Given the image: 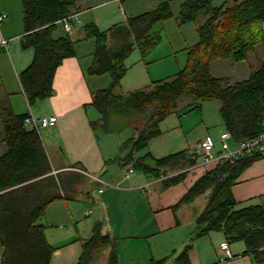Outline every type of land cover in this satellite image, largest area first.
<instances>
[{
    "label": "trees",
    "instance_id": "16d2710c",
    "mask_svg": "<svg viewBox=\"0 0 264 264\" xmlns=\"http://www.w3.org/2000/svg\"><path fill=\"white\" fill-rule=\"evenodd\" d=\"M22 9L23 47L31 46L34 55L19 75V83L28 104L52 92V79L62 59L75 54L74 40L69 33L54 35L59 20L69 13L76 0H19ZM171 0H163L154 8L123 21L99 29L95 22L82 26L84 35L93 40L92 60L87 67L91 74L108 73L107 87L92 92L90 104L98 116L90 120L96 131L115 132L116 115L143 118L135 135L121 142L117 160L121 166L131 164L135 170L161 179L166 187L185 176L196 164L201 153L195 148L180 149L154 156L149 151L137 155L151 138L160 134L159 122L176 107L178 99L188 95L189 108L201 106L207 99L219 100V114L231 141H240L262 130L264 116V59L250 65L246 78L230 83L227 77L214 76L210 63L215 59L247 60L257 46H264V0H181L176 20L190 22L200 13L205 19L197 25V41L187 49L186 63L173 75L151 80L143 87L125 94L115 93L127 70L125 58L139 49L145 59L160 41L152 27L173 15ZM27 112H14L1 106L2 139L0 152V264H49L55 246L44 234L38 218L46 204L59 197L56 181L48 176L49 161L38 132L24 125ZM116 128V129H115ZM264 156L253 152L234 161L220 160L205 170L170 206L176 209L208 191L207 202L197 214L190 237L178 252L150 258L152 264H191L189 252L195 238L212 230L221 231L230 241H242L255 264H264V203L238 205L230 186L252 161ZM53 188V189H52ZM96 221L87 238L81 239L76 264H90L98 249L108 247L103 264H118L112 237L102 232Z\"/></svg>",
    "mask_w": 264,
    "mask_h": 264
},
{
    "label": "crops",
    "instance_id": "0c3cea01",
    "mask_svg": "<svg viewBox=\"0 0 264 264\" xmlns=\"http://www.w3.org/2000/svg\"><path fill=\"white\" fill-rule=\"evenodd\" d=\"M1 12H5L6 17L0 20V39H7L9 47L7 51L0 50V112L1 106H10L14 112H27L35 117L56 116L54 124L38 129L50 165V171L47 174L55 179V189L60 194L46 204L44 213L38 218V222L43 225L47 241L51 245L59 244L55 246L51 259L54 253L65 250L77 241L73 238L75 231H79V223L82 222L79 220L76 223L74 210L82 204L86 205L83 215L92 213L95 218L84 219L85 223L80 225L81 231L90 233L94 222L100 221L102 232H107L114 241L118 264H152L150 258L168 255L173 250L178 252L190 237L198 214L191 212L186 216L185 209L187 205L193 204L198 196L190 202L182 203L176 209H171L170 206L205 170L211 168L213 163H205L200 159L187 169L183 179L166 187L161 185V179L158 177L135 169L127 178H124L123 171L126 165L121 166L118 160H113V145L108 148L100 145L99 133L90 123L91 119L98 116V112L90 104L92 92L101 88L95 83L96 78L88 76L87 67L92 60V51L91 57H88L85 63L80 60L76 50L74 55L63 58L54 71L52 92L47 97L36 99L28 104L20 87L18 75L32 61L34 49L31 46L23 47L21 44L24 27L20 1L0 0ZM69 13H75L79 22L78 16L83 12H80V7L74 4L70 7ZM205 17L203 13L202 21ZM92 21L94 22L93 19L90 22ZM263 23L264 20L261 22L264 31ZM58 25L62 26L63 32L68 33L72 30V25L67 31L59 21L56 31ZM78 33L80 35L77 38H86L82 27ZM261 49L264 55L263 46L252 51L247 60L215 59L210 63V72L214 76L227 77L230 83L244 79L249 74L250 65H254L259 59H264L260 57L262 55L257 54ZM182 62H184L183 59L179 60V64ZM175 65L177 66V63ZM213 65L222 68L227 65V68L225 72L216 74L212 72ZM231 73H240L242 77L231 81L229 78ZM193 109L195 108L190 109L187 106L186 112ZM90 111H96L94 118ZM178 124L180 125L179 122ZM138 128H133L134 134ZM2 130L0 117V152L4 149V144L1 142ZM161 134L162 131L151 138L148 145L136 154L140 155L149 151L154 156H160L158 153H153L155 149L151 140ZM163 146L172 148L171 151L166 152L180 150L179 142H168ZM144 184L147 185L141 190L139 186ZM147 188L150 191H147ZM230 193L240 206L258 201L264 203V156L255 159L242 170L230 186ZM207 194L208 191H206V198ZM41 218H43L42 221H40ZM184 223L187 225L186 229L182 228ZM49 227H55L57 231ZM205 235L194 239L189 252L191 264H216L219 246L223 241L227 242L231 254V257L223 264H255L242 241L230 242L223 233V239L216 244L214 250L204 251L202 239ZM78 237L86 238L81 235ZM1 250L0 246V254ZM108 250L109 248L106 247L104 255L100 258V264L104 263Z\"/></svg>",
    "mask_w": 264,
    "mask_h": 264
},
{
    "label": "rangeland",
    "instance_id": "374dc122",
    "mask_svg": "<svg viewBox=\"0 0 264 264\" xmlns=\"http://www.w3.org/2000/svg\"><path fill=\"white\" fill-rule=\"evenodd\" d=\"M161 1L163 0H76L75 6L80 7V12L83 13L78 16L79 22H77L76 19H73V22L71 21L72 30L68 33L71 37L76 39L74 41V47L80 60L85 63L88 60V57H91V51L93 48V40L90 37L84 39L77 38L80 35L78 30L84 24L89 23L91 19H93L99 29H105L113 23L123 21L125 15H134L152 9ZM180 1L181 0H171L170 4L173 15L167 19L158 21L153 25L152 30L160 35L161 39L146 55L145 59H141L139 49L137 48H134L125 58L124 64L129 68L119 85L114 89L115 93L125 94L130 90L145 86L151 80L171 76L186 63L187 49L198 39L197 25L201 23L203 13L198 14L196 18L190 22L179 24L176 20V16L179 10ZM222 1L224 0H212V4L218 5ZM61 27V25H58L55 35L63 32V28L61 29ZM258 48H263V46H257L256 50ZM250 54H252V51ZM257 54L262 55L263 50H259ZM260 57H264V55ZM181 59H183L184 62L179 64V60ZM176 63L177 66L175 65ZM226 66L227 65L222 68L213 65L212 72L216 74L221 71L225 72L227 68ZM142 73L143 76L140 77ZM241 75L242 74L240 73H231L229 78L231 81H234L235 79H240L242 77ZM88 76L96 78L95 83L99 84V87L101 88L107 87L110 82V75L106 72L100 74L88 73ZM190 102L191 100L188 95L181 96L177 101L176 108L159 123L162 134L151 140L155 149L153 153H158L160 156L171 153L166 151H171L172 148L169 146V148L163 146L167 145L168 142H179L178 147H180V149L192 150L197 147L200 140L207 136L213 140L216 147H219L220 133L225 130L218 110L220 103L219 100H204L201 102L200 108H195L186 112V108ZM90 114L94 118L96 111L91 112ZM114 119L115 121L113 125L117 127V131L106 133L98 131V133L101 146L108 148L113 145L112 156L113 160L117 161V156L119 155L118 148L121 142L128 137L135 135V130H133V128L139 127L143 122V118L139 115L126 116L118 114ZM200 159L202 160V156ZM206 202V192L199 194L198 197L194 199L193 204L187 205L184 212L185 215L187 216L191 212L199 213ZM84 209H86V205L82 204L74 210L76 223H78L79 220L82 222L79 223V231H75V236L73 238L74 241L76 239L77 241L65 250L54 253L49 264H76L78 255L81 251V239H85L79 238L78 236H86L87 238L90 234L89 232L86 234V232L81 231V224L85 223V221H83L84 219L88 218V220H93L95 218L92 213L89 215H83ZM182 217H185L184 214ZM42 220L43 218L40 219V221ZM49 228L57 231V229H54L55 227ZM182 228L186 229L187 225L184 223ZM221 239H223L221 231L212 230L202 239L204 240L202 248L204 251L214 250L216 244L219 243ZM53 245L56 246L59 244ZM77 250L78 254H76ZM104 250H106V248L98 249L94 253L90 264H100V258L104 255ZM200 251L201 248L199 249V253ZM170 254H172V251L168 255ZM172 256L168 259L167 264H172ZM193 259L195 261V257H193Z\"/></svg>",
    "mask_w": 264,
    "mask_h": 264
},
{
    "label": "built area",
    "instance_id": "2783aa9c",
    "mask_svg": "<svg viewBox=\"0 0 264 264\" xmlns=\"http://www.w3.org/2000/svg\"><path fill=\"white\" fill-rule=\"evenodd\" d=\"M5 17L6 13L1 12L0 20ZM73 19L78 20L76 18V14L68 13L59 21L62 22L64 29L69 31L71 28V20ZM8 47V40L5 38H1L0 50L7 51ZM55 120V115L35 117L29 114L24 118L23 123L26 127L33 128L38 132L39 127L52 125L55 123ZM261 123L262 130L254 136L247 137L243 140L234 142L230 139V133L227 130H224L220 133V144L217 149L213 140L209 136L200 140L196 149L201 153L203 162L213 164L220 160H229L230 162H232L239 156H242L244 154H250L256 151L264 153V116L262 117ZM133 171V166L131 164H127L124 169L123 177L127 178ZM163 177L164 175L158 176L159 179H162ZM146 185L147 184L140 185L139 188L143 190ZM147 191H150V189L147 188ZM219 250L220 251L217 256L216 264H223L227 259L231 257L226 241L220 243Z\"/></svg>",
    "mask_w": 264,
    "mask_h": 264
}]
</instances>
